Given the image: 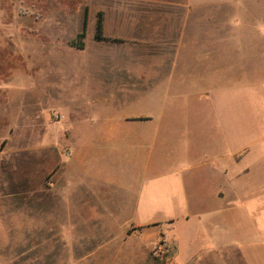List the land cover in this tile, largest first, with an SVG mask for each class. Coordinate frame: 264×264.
<instances>
[{
    "label": "crops",
    "instance_id": "crops-1",
    "mask_svg": "<svg viewBox=\"0 0 264 264\" xmlns=\"http://www.w3.org/2000/svg\"><path fill=\"white\" fill-rule=\"evenodd\" d=\"M48 1L0 0V52L16 56L24 46L19 70L42 83L40 92L20 88L28 127L40 128L47 152L70 146L43 206L50 223L56 214L59 237L73 241L72 264L84 260L75 257L82 240L88 262L110 246L127 257L136 243L147 255L167 251L164 264H264V0ZM99 19L103 41L95 39ZM89 25L93 50L85 37L82 49L70 46ZM21 32L24 39L12 35ZM59 47L77 53L67 57L73 65L55 54ZM14 69H0V88L15 87ZM242 77L260 82L218 90V102H208L213 83ZM81 79L106 109L116 101L118 114L53 127L48 115L63 114L56 105L64 92L49 86ZM40 158L44 171L49 154Z\"/></svg>",
    "mask_w": 264,
    "mask_h": 264
},
{
    "label": "rangeland",
    "instance_id": "rangeland-1",
    "mask_svg": "<svg viewBox=\"0 0 264 264\" xmlns=\"http://www.w3.org/2000/svg\"><path fill=\"white\" fill-rule=\"evenodd\" d=\"M76 1L49 0L48 6L75 8L73 5ZM19 12L23 16L33 15L29 14V10H25L24 7H21ZM31 17L33 19L36 16ZM10 18L13 21V18L16 17L11 15ZM92 28L93 26L90 27L89 25L85 35L88 52L94 47L92 36L94 29ZM64 34L66 38H70L73 33L65 32ZM12 35H15L17 39H24L26 34L21 32ZM24 50V46H21L16 56L9 49L0 52L1 71L16 68L12 75L14 77L12 85L15 87L0 88V264H72L74 256L71 252V246L73 241L63 240L59 237L58 232L61 230L58 229L60 225L56 223V214L53 217V223H50L52 209L43 206L47 201L44 189L50 185V178L59 168L60 161L70 158L71 150L68 144L61 142L60 146L49 149L47 152L46 148L44 149L45 143L40 139V128L28 127L30 123L27 122L28 117L23 104L25 93L24 89L20 88H25L27 84L31 89L33 84V88L37 91L38 85L40 92L42 83L40 81H38L39 84L30 80L25 81L22 76L19 67L24 66ZM99 50L101 54L105 53L104 48ZM111 51L113 54H121L120 50ZM55 54L65 57L64 62L67 67L73 65L70 57L67 58L68 55H77L71 50L62 51L61 47L57 48ZM78 55L83 56L84 54ZM98 76L95 81L97 87L100 88L102 87L100 84L106 82L99 73ZM258 82L260 81L242 77L221 80L219 85L213 83L212 87H209L208 102L210 104L218 102L220 98L217 94L218 90L229 91L228 94H232L234 91L249 90ZM49 87H51L50 90L59 92L58 94L61 91L64 92L60 98L64 102H59V105H56L57 110L62 111L63 114L52 111L48 115V122L53 127L56 125L64 126L76 115L81 119H91V121L102 123L108 111V113L113 111L118 114L119 105L116 104V101L106 109L105 97L95 98L88 95L87 90L91 86L87 80H62L56 86ZM128 99L129 103L132 104L134 100ZM161 100L167 101V105H170V103L175 102L181 104L185 98L179 97L170 100L169 97H161ZM76 101H79V104L86 101L78 106L81 111L75 112ZM48 102L53 103L54 99L52 98ZM59 129L61 132L65 131L64 128ZM30 135H33L34 138H30ZM41 153L49 154V159L43 162L44 171L41 168ZM67 153L68 156H66ZM78 244L80 247L75 257L78 259L79 254H81L80 258L84 259L82 264H93L95 260L99 264H164L169 255L167 251H164V254H159L156 250L147 255L136 243H130L127 257L122 256L123 253L119 247L111 248L110 246L105 248V251L107 250L105 256L94 257L88 262L89 258L87 259L83 254H88L91 248L89 241L82 240Z\"/></svg>",
    "mask_w": 264,
    "mask_h": 264
},
{
    "label": "trees",
    "instance_id": "trees-1",
    "mask_svg": "<svg viewBox=\"0 0 264 264\" xmlns=\"http://www.w3.org/2000/svg\"><path fill=\"white\" fill-rule=\"evenodd\" d=\"M85 37V31H82L77 35V38L70 44V46L75 47L77 49L83 48V38ZM95 39L98 41H103L104 37L102 36V30H101V19L98 21L96 33H95Z\"/></svg>",
    "mask_w": 264,
    "mask_h": 264
},
{
    "label": "built area",
    "instance_id": "built-area-1",
    "mask_svg": "<svg viewBox=\"0 0 264 264\" xmlns=\"http://www.w3.org/2000/svg\"><path fill=\"white\" fill-rule=\"evenodd\" d=\"M69 154L67 153L66 156H68Z\"/></svg>",
    "mask_w": 264,
    "mask_h": 264
}]
</instances>
